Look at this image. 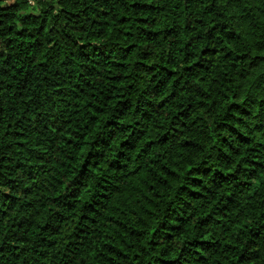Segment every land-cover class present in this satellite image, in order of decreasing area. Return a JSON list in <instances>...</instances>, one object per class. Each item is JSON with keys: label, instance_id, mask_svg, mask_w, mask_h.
I'll return each instance as SVG.
<instances>
[{"label": "trees", "instance_id": "16d2710c", "mask_svg": "<svg viewBox=\"0 0 264 264\" xmlns=\"http://www.w3.org/2000/svg\"><path fill=\"white\" fill-rule=\"evenodd\" d=\"M0 264H264V0H0Z\"/></svg>", "mask_w": 264, "mask_h": 264}, {"label": "built area", "instance_id": "2783aa9c", "mask_svg": "<svg viewBox=\"0 0 264 264\" xmlns=\"http://www.w3.org/2000/svg\"><path fill=\"white\" fill-rule=\"evenodd\" d=\"M30 3H34L35 0H28Z\"/></svg>", "mask_w": 264, "mask_h": 264}]
</instances>
